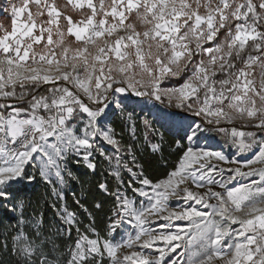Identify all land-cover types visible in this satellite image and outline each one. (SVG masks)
Segmentation results:
<instances>
[{
    "label": "snow or ice",
    "instance_id": "snow-or-ice-1",
    "mask_svg": "<svg viewBox=\"0 0 264 264\" xmlns=\"http://www.w3.org/2000/svg\"><path fill=\"white\" fill-rule=\"evenodd\" d=\"M0 15V208L15 213L0 264H264V0H6ZM165 145L175 161L152 175ZM70 164L106 165L102 227L75 193L69 207ZM38 178L59 225L22 194Z\"/></svg>",
    "mask_w": 264,
    "mask_h": 264
},
{
    "label": "trees",
    "instance_id": "trees-1",
    "mask_svg": "<svg viewBox=\"0 0 264 264\" xmlns=\"http://www.w3.org/2000/svg\"><path fill=\"white\" fill-rule=\"evenodd\" d=\"M114 126L117 128V131L120 130L122 127V122L120 121L119 117L114 115L113 118ZM128 139L127 132L125 133V140ZM156 141L153 140V143ZM170 142V138H169ZM147 152V149H146ZM147 154L143 157V159H150ZM152 159L151 167L147 168V171L152 175H159L163 169L161 167L162 160H168L170 164L175 161V156L170 154V149L167 145L164 146V151L162 157L160 154H157L155 158ZM73 171L80 175L83 180V184L77 183L75 181L71 182L68 187L64 190V196L66 201L71 209H76V205L73 203V193L76 194L77 197L82 198V202L86 203V205L93 210L95 215L97 216V222L102 227V221L107 212V209L110 205H106L103 210H94L92 209V205L95 201L102 199L99 195L98 190L96 188V184L99 181L103 180V176H101V170L106 167V165H102L100 169L97 170V174L95 176L92 175H85L88 171L83 166H77L74 164H70ZM104 175H107V172H104ZM22 194L25 196L26 199H29L33 202V207H35L36 202H39L40 208L39 210L44 213L45 216V223L49 225H59V220L56 217L54 209L51 207V203L53 202L54 198L51 197L50 186L45 184L44 182L40 181L39 178L36 182L32 185L24 187L22 189ZM28 215H31L32 208L27 210ZM13 213L9 212L7 209L0 208V220L3 221L4 224L9 223L12 221ZM85 222H87L85 220Z\"/></svg>",
    "mask_w": 264,
    "mask_h": 264
},
{
    "label": "rangeland",
    "instance_id": "rangeland-1",
    "mask_svg": "<svg viewBox=\"0 0 264 264\" xmlns=\"http://www.w3.org/2000/svg\"><path fill=\"white\" fill-rule=\"evenodd\" d=\"M5 2H6V0H0V4H4ZM63 2H64V0H58V3H63ZM0 20H2L5 25L9 24V21L4 19L2 15H0ZM128 107H129V110H131L132 108H136V119L139 120L140 115H142V114L140 113V109H139V107L136 106L135 102L130 103ZM113 116H112V118H113ZM156 127H159V124H156ZM238 127H239V125H238ZM241 130H245V129H241ZM211 141H215L218 145H220V148H222L223 151L225 152V154H227L229 156H231L233 153L236 152L235 147H233L229 142H227V138L222 136V135H216L215 139H212L209 142H211ZM101 146L104 147L105 149L110 150V146H108L106 144H101ZM220 148H218V149H220ZM250 155L251 154H249V158H250ZM244 158L245 157H241V159H244ZM67 187H68V185L65 187V189ZM13 215H15V213H13Z\"/></svg>",
    "mask_w": 264,
    "mask_h": 264
},
{
    "label": "bare ground",
    "instance_id": "bare-ground-1",
    "mask_svg": "<svg viewBox=\"0 0 264 264\" xmlns=\"http://www.w3.org/2000/svg\"><path fill=\"white\" fill-rule=\"evenodd\" d=\"M211 146L215 147V148H220V145H218L215 141H211L209 142Z\"/></svg>",
    "mask_w": 264,
    "mask_h": 264
}]
</instances>
